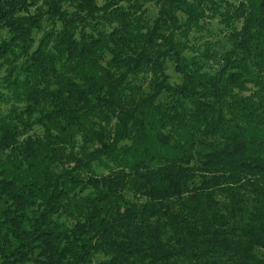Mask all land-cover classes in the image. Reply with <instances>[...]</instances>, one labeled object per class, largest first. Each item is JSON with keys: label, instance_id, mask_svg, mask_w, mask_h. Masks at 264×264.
Listing matches in <instances>:
<instances>
[{"label": "trees", "instance_id": "obj_1", "mask_svg": "<svg viewBox=\"0 0 264 264\" xmlns=\"http://www.w3.org/2000/svg\"><path fill=\"white\" fill-rule=\"evenodd\" d=\"M0 264H264V0H0Z\"/></svg>", "mask_w": 264, "mask_h": 264}, {"label": "rangeland", "instance_id": "obj_2", "mask_svg": "<svg viewBox=\"0 0 264 264\" xmlns=\"http://www.w3.org/2000/svg\"><path fill=\"white\" fill-rule=\"evenodd\" d=\"M103 1H104V0H99V3H100V4H103ZM151 9L153 10V8H151ZM220 28H221V27L218 25V23H217L216 21L213 22V25L211 26V29H212L214 32H217ZM220 38H222V37H220ZM167 72H168V74L170 75V77H171V81H172V82H175V83H176V82H179L180 77L175 73L173 67H169ZM3 108H5V106H4Z\"/></svg>", "mask_w": 264, "mask_h": 264}]
</instances>
